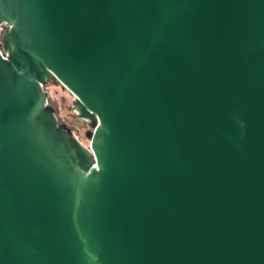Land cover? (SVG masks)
Returning a JSON list of instances; mask_svg holds the SVG:
<instances>
[{
    "label": "water",
    "instance_id": "water-1",
    "mask_svg": "<svg viewBox=\"0 0 264 264\" xmlns=\"http://www.w3.org/2000/svg\"><path fill=\"white\" fill-rule=\"evenodd\" d=\"M0 26V264H264V0H0Z\"/></svg>",
    "mask_w": 264,
    "mask_h": 264
},
{
    "label": "rangeland",
    "instance_id": "rangeland-1",
    "mask_svg": "<svg viewBox=\"0 0 264 264\" xmlns=\"http://www.w3.org/2000/svg\"><path fill=\"white\" fill-rule=\"evenodd\" d=\"M1 33V29H0ZM48 93V103L54 108L59 123L64 125L82 144L89 146L91 122L80 118L73 105V94L57 79L51 78L44 86Z\"/></svg>",
    "mask_w": 264,
    "mask_h": 264
}]
</instances>
